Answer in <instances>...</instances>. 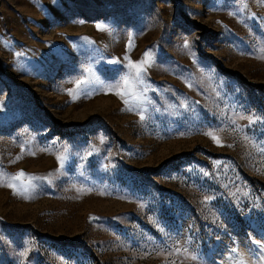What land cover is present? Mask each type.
I'll use <instances>...</instances> for the list:
<instances>
[{
    "label": "rangeland",
    "instance_id": "rangeland-1",
    "mask_svg": "<svg viewBox=\"0 0 264 264\" xmlns=\"http://www.w3.org/2000/svg\"><path fill=\"white\" fill-rule=\"evenodd\" d=\"M0 264H264V0H0Z\"/></svg>",
    "mask_w": 264,
    "mask_h": 264
},
{
    "label": "snow or ice",
    "instance_id": "snow-or-ice-1",
    "mask_svg": "<svg viewBox=\"0 0 264 264\" xmlns=\"http://www.w3.org/2000/svg\"><path fill=\"white\" fill-rule=\"evenodd\" d=\"M187 46V45H185ZM150 53L149 52H145L144 53V56L143 58L141 59V61L139 62H136V63H131L130 62V70H134V77H135V80L136 81H139L140 80V77L143 75V73L145 72L146 70V67L150 65ZM80 83V82H78ZM123 84L125 86H127L129 84V78L128 77H125L124 81H123ZM119 87V86H118ZM115 94H117L118 96H122L123 93L121 92H116ZM206 135H208L211 139H213V141L215 143H217L219 145V138L212 134V133H206ZM59 159V158H58ZM25 177V174L23 172H20V173H17L16 176L12 177L13 180H19L21 178ZM29 179H32V178H29ZM11 186V185H9ZM23 255V253H22Z\"/></svg>",
    "mask_w": 264,
    "mask_h": 264
}]
</instances>
